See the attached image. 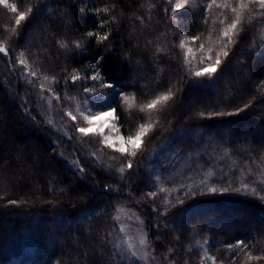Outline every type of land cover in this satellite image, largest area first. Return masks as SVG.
Returning a JSON list of instances; mask_svg holds the SVG:
<instances>
[{
	"label": "trees",
	"instance_id": "16d2710c",
	"mask_svg": "<svg viewBox=\"0 0 264 264\" xmlns=\"http://www.w3.org/2000/svg\"><path fill=\"white\" fill-rule=\"evenodd\" d=\"M175 2L0 3L5 49L0 68L21 104H10L0 84V264H129L114 247L123 205L141 216L159 264H201L206 255L215 257V264H264V16L259 15L264 9L249 0H243L249 4L243 10L241 0H190L173 13ZM232 8L242 21L237 30L229 29L234 41L229 43L223 31L236 18ZM21 12L25 19L17 25ZM29 30L38 34L31 43L25 41ZM105 33L108 39L97 42L96 34ZM217 57L221 64L215 73L195 75ZM169 89L167 101L147 108ZM51 95L67 123L45 115ZM203 95L207 98L199 103ZM109 109L124 137H135L145 126L139 149L106 150L99 139L75 131L85 122L81 113ZM184 125L203 130L233 168L220 182L180 190L164 202L148 195L157 188L146 179L145 166L164 143L190 146L188 138L171 136ZM96 150L125 169L124 183L102 178L98 163L90 162ZM210 187L227 190L209 192ZM243 214L249 217L241 219ZM237 241L248 246L228 247Z\"/></svg>",
	"mask_w": 264,
	"mask_h": 264
},
{
	"label": "rangeland",
	"instance_id": "374dc122",
	"mask_svg": "<svg viewBox=\"0 0 264 264\" xmlns=\"http://www.w3.org/2000/svg\"><path fill=\"white\" fill-rule=\"evenodd\" d=\"M36 35L38 37L36 31L29 30L25 41L31 43L32 38L36 37ZM0 72H3L1 68ZM3 75L5 78L0 79L1 88L7 93L10 104L14 103L15 105L17 104L16 107H21L18 98L13 95V82H11L10 77L7 76V72L4 71ZM6 79L10 82L12 87L6 84ZM26 92L27 90L22 91L21 100L25 98ZM206 98V95L199 97L201 100H198L199 103H201L202 100H206ZM49 100H51V103H49ZM44 110L45 115L48 116L49 119L53 117V119L55 118L67 123L63 117L64 113H62L58 102L52 95L51 97H47ZM109 112L112 114L104 115ZM87 116H94L96 118L91 124L85 120L83 124H79V127H91L94 133H90L89 136H94L96 140L99 139L103 146L106 147V150L118 152L121 147H124L129 151L128 149L133 146L127 137L120 134L112 109L95 112ZM30 125L33 126L31 123ZM75 131L80 135L82 134L78 131V127H76ZM42 135L51 141L49 135ZM171 136L181 139L188 138L190 146L188 148L173 147L167 142L152 151L148 164L145 166V175L147 180L150 178L154 180L157 188L158 195L156 194V197L158 200L162 199L164 202H167L180 190L190 189L199 185L201 186L205 183L209 184V181L218 180L220 182L223 178L228 176L226 172H229V170L233 168V164L228 161L226 154L217 147H213L212 144L209 143L206 133L200 128H192L184 125L179 127ZM105 137H107V141H105ZM52 142L54 141L52 140ZM108 155L109 154L105 151H92L89 155L90 162L95 165L98 163L103 174L102 178L110 181L113 179L120 184L124 183V171L121 172V168L117 167L113 159ZM204 179H207V182H205ZM119 209H123V211H119ZM248 217V215L245 216V214H243L241 219H246ZM116 221L117 232L115 233L116 235H114V247L119 258L123 262L129 264L134 263L133 261H137L139 264H159L149 245L147 231L141 216L135 210L128 207V205H123L118 208ZM174 224L176 226H181L182 221L174 220ZM193 227V224H189L191 231H193ZM121 228H124V231H121ZM142 234H144L147 240L146 245H140L139 243ZM129 244L133 247L130 248ZM133 251L136 252V255L132 254ZM145 252L148 253L147 258H144Z\"/></svg>",
	"mask_w": 264,
	"mask_h": 264
},
{
	"label": "snow or ice",
	"instance_id": "6c2138e0",
	"mask_svg": "<svg viewBox=\"0 0 264 264\" xmlns=\"http://www.w3.org/2000/svg\"><path fill=\"white\" fill-rule=\"evenodd\" d=\"M189 2H190V0H176L175 4L172 5V9H171L172 12H173V13L180 12L182 9H185V8L187 7V5L189 4ZM191 2L194 3L195 0H191ZM0 3H4V0H0ZM169 3H171V0H169ZM213 3H215V0H213ZM249 3H258L259 6H260V8H261V9H264V0H249ZM227 6H228V4L225 3V4H224V7H227ZM239 7H240L241 10H243V9H248V8H249V4H248V3H244L243 0H241V3H240V6H239ZM13 11H14V12L16 11L15 6H13ZM97 11H100V10L98 9ZM103 11L108 12V11H110V10L107 9V8H105V9H103ZM165 11H167V9H165ZM232 12H233V13H236V18H235V19L232 21V23H231L230 25H228L227 28L223 31V35H224L225 37H229V41H228L229 43H233V42H234V41L231 39V37L229 36V29H231V30H233V31L237 30L238 25H239V24L241 23V21H242L241 12L238 11L237 8H232ZM259 15H260V16H264V12H260ZM252 18H253V17H251V16L249 17V23H251ZM24 19H25V13L21 12V13L19 14V16L17 17V19H16V24L19 25L20 22H21L22 20H24ZM112 19H115V17H112ZM105 22H106V21H105ZM88 35H89V36H92V35H94V34L90 32V33H88ZM96 39H97V42H104V41H106V40L108 39V34H107V33H105L104 35L96 34ZM193 39H196V38L193 37ZM182 45H183V42H181V46H182ZM61 46H62V47H66V45H61ZM76 47H81L80 42H76ZM3 51H5V49H4L3 47H0V52H3ZM157 51H162V49H159V48H158ZM223 55H224L225 57H227V56H228V52L225 51V52L223 53ZM102 59H103V57H100V58L96 61V63L98 64V63H99V60H102ZM21 63L23 64V63H25V61L22 60ZM220 64H221V59H220L219 57H217L216 60H215V64H209L208 67L204 68L202 71H198V72H196L195 75L198 76V77H199V76H204V75H206V74L211 75L212 73H215V72L217 71V66L220 65ZM31 75L35 76L36 73H35V72H32ZM91 78H92L93 80H95V79L98 78V75H97V76H93V77H91ZM45 79L47 80L48 77H45ZM53 79H55V78L53 77ZM71 79H72L73 81H75V80L77 79V77H76L75 75H73V76L71 77ZM105 86H106V87H109V88H112V87H113V85H111V84H107V85H105ZM84 91H85V92H91V91H93V89L85 88ZM171 95H172V93H171V90L169 89V92H168L167 94H162L161 96L157 97L156 100H153L151 103H149V104L147 105V108H149V109L153 108V107H154L159 101H167V100L170 98ZM127 99H128V97H125V100H127ZM49 103H51V100H49ZM247 107H248V105H245V108H247ZM238 111H239V110H238ZM66 114H67L68 116H70L71 119H72L73 121H76L77 117L74 116V115L72 114V112L69 111V112H67ZM111 114H112V113L109 112V113H105L104 115H111ZM81 115H82L83 119H85V120L88 121L89 124H91L92 121L96 118V117H94V116H83V113H81ZM49 123H51V121H49ZM77 127H78V131H79L80 133H82L83 135H89L90 133H94V130H93L91 127H79V125H78ZM101 132H102V129H101ZM145 134H146V128H145L144 125H141V126H140V130L136 133L135 137H132V136H129V137H128V140H129V142L133 145V148H134V149H139V148H140L141 143H142V137H143ZM105 141H107V137H105ZM119 151H120L121 153H125V152H127V149H125L124 147H121V148L119 149ZM93 155H95V154H93ZM130 155L135 156V155H136V152L133 151V152L130 153ZM132 166H133V165H132L131 161H129L128 164H127V167L130 169V168H132ZM124 170H125L124 168H121V169H120L121 172H123ZM242 187H243L245 190H247L249 186H248L247 184H244V185H242ZM226 190H227V189H217V188H215V187H210V188H208V191H209V192L226 191ZM162 191H163V189H162ZM236 191H240V189H236ZM253 192H255V189H253ZM148 195L151 196V197H155V196H156V193H151V192H150V193H148ZM261 199L264 200V196H261ZM10 203L15 204V203H17V202H16V201H10ZM180 203H183V201H180ZM119 211H123V209H119ZM120 230H121V231H124V228H121ZM139 243H140V245H146V244H147V240H146L144 234L141 235V238H140V240H139ZM241 246H243V247H247L248 245H247L245 242H243V241H237L236 245H229L228 247H229V248H238V247H241ZM129 247L132 248L133 246H132L131 244H129ZM132 254H133V255H136V252L133 251ZM147 256H148V253L145 252V253H144V258H147ZM253 258H254V257H252L251 255L248 256V259H253ZM206 259H207V260H211V261L213 262V264H215V260H216V258H215V257H212V256H207V255L201 259V264H204V260H206ZM221 264H222V262H221Z\"/></svg>",
	"mask_w": 264,
	"mask_h": 264
}]
</instances>
